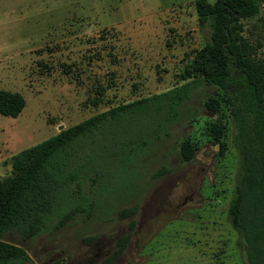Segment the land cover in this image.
I'll return each instance as SVG.
<instances>
[{"label":"rangeland","instance_id":"obj_1","mask_svg":"<svg viewBox=\"0 0 264 264\" xmlns=\"http://www.w3.org/2000/svg\"><path fill=\"white\" fill-rule=\"evenodd\" d=\"M194 1L0 0V90L25 100L17 117L0 114V179L12 175L14 156L59 131L181 85L184 65L209 39L208 28L198 25ZM243 24V35L264 58L260 16ZM211 94L217 113L204 106ZM229 102L221 89L200 86L175 119L165 122L163 112L150 106L109 124L93 144L88 139L78 148L77 163L99 161L110 152L108 168H116L120 142L142 138L136 171L111 181L95 164L84 181L71 184L72 200L83 196L92 202L89 215L80 210L60 227L54 218L39 235L9 231L3 240L26 251V264H103L129 231L114 264H246L227 219L238 162ZM218 118L225 124L223 154L208 133ZM183 140L195 147L187 162L178 156ZM129 207L136 208L132 230L129 219L117 218L118 210Z\"/></svg>","mask_w":264,"mask_h":264},{"label":"trees","instance_id":"obj_2","mask_svg":"<svg viewBox=\"0 0 264 264\" xmlns=\"http://www.w3.org/2000/svg\"><path fill=\"white\" fill-rule=\"evenodd\" d=\"M194 8L198 25L209 30V39L184 65L178 75L181 85L113 106L13 157L12 175L0 179V264H26L30 260L22 247L3 240L5 233L16 231L30 238L43 233L54 218L56 227H60L80 210L90 214L92 202L83 196L72 200L71 184L78 178L84 181L95 164L99 165L96 172L102 173L101 166L111 181L120 174L125 178L136 171L132 167L144 145L142 138L120 142L121 156L116 168H108L110 152L99 161L81 158L84 162L79 165L76 151L83 148L86 140L93 144V137H101L109 124L118 125L150 106L156 112H163L165 122L175 119L182 104L200 86L217 87L230 97L228 118L238 162L227 219L237 234L246 264H264V58L243 35V22L257 16L264 28V0H195ZM97 93L100 95L101 90ZM24 106L25 100L20 94L0 90L1 115L15 118ZM204 106L217 113L216 95L207 96ZM224 131L221 118L208 128L209 136L219 145L220 154L226 147L221 141ZM124 148L128 150L123 151ZM194 155V145L183 140L178 153L180 162L190 161ZM60 197L62 200L58 201ZM135 213V207L122 208L117 218L129 219L128 229L132 230ZM129 238L130 231L119 237L103 264H114Z\"/></svg>","mask_w":264,"mask_h":264}]
</instances>
